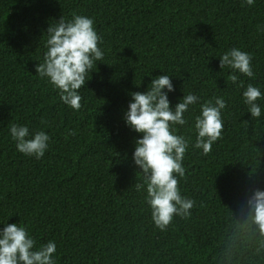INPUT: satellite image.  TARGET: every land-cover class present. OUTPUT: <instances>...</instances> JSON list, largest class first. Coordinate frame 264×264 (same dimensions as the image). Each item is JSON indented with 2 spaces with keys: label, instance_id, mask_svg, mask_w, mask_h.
<instances>
[{
  "label": "trees",
  "instance_id": "trees-1",
  "mask_svg": "<svg viewBox=\"0 0 264 264\" xmlns=\"http://www.w3.org/2000/svg\"><path fill=\"white\" fill-rule=\"evenodd\" d=\"M94 21L103 51L78 90L75 111L35 71L47 29L61 17ZM233 48L252 56L253 78L220 68ZM171 77L170 107L198 100L171 125L188 141L182 197L195 202L165 231L154 225L135 141L125 123L131 93ZM237 75L244 87L228 77ZM261 91L253 119L243 92ZM223 97L222 139L209 154L195 148V118ZM49 137L41 159L16 148L10 125ZM75 132V135H70ZM264 191V0H0V231L24 226L34 250L52 241L55 264H264V233L248 200Z\"/></svg>",
  "mask_w": 264,
  "mask_h": 264
},
{
  "label": "clouds",
  "instance_id": "clouds-1",
  "mask_svg": "<svg viewBox=\"0 0 264 264\" xmlns=\"http://www.w3.org/2000/svg\"><path fill=\"white\" fill-rule=\"evenodd\" d=\"M254 2L246 0L248 6H253ZM45 35L47 51L44 62L37 64L35 71L59 90L64 104L79 111L82 97L78 90L86 86L89 71L104 56L98 47L102 37L95 31L94 21L81 15H73L68 22L61 17L59 22L48 27ZM219 60L221 69L227 66L233 72L254 77L252 56L247 52L233 48ZM228 79L237 87H244L237 75H230ZM165 89L174 91L171 77L166 74L154 78L145 93H131L132 100L124 117L127 126L142 135L135 141L133 160L142 170L143 183L135 184V188L141 191L146 187V202L152 210V221L161 231L168 228L174 216H190L195 204L193 200L181 196L178 180L174 176V173L181 178L185 175L182 161L188 141L184 136L176 135L171 125H185L184 113L198 100L190 93L183 96L173 110ZM260 98V89L248 84L243 99L253 119L261 117V107L256 103ZM226 106L223 97L215 99V105L209 100L201 106V115L195 118L198 136L194 147L202 149L204 155L209 154L213 144L222 139L224 125L221 111ZM9 127L20 153L36 159L44 157L50 139L44 131H38L29 138L27 126L11 124ZM69 134L75 135V132ZM248 204L254 212L255 223L264 233V191H255ZM35 243L24 226L6 224L0 231V264H55L52 257L56 244L49 241L34 250Z\"/></svg>",
  "mask_w": 264,
  "mask_h": 264
}]
</instances>
